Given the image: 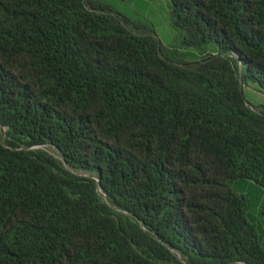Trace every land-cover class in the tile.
Segmentation results:
<instances>
[{
	"label": "trees",
	"instance_id": "trees-1",
	"mask_svg": "<svg viewBox=\"0 0 264 264\" xmlns=\"http://www.w3.org/2000/svg\"><path fill=\"white\" fill-rule=\"evenodd\" d=\"M169 1L0 0V264H264V0Z\"/></svg>",
	"mask_w": 264,
	"mask_h": 264
},
{
	"label": "rangeland",
	"instance_id": "rangeland-1",
	"mask_svg": "<svg viewBox=\"0 0 264 264\" xmlns=\"http://www.w3.org/2000/svg\"><path fill=\"white\" fill-rule=\"evenodd\" d=\"M100 1L130 17L135 22L143 23L149 28L154 29L164 46L182 51V48L179 47V40L176 38V31L172 23L171 4L169 0ZM253 92L257 94L259 101L264 102V93L262 91L255 90L253 87L246 88L247 97L250 100H253ZM254 185L257 184L252 180L249 182L234 183L236 190L242 191L250 197L252 217L256 218L258 224H261L260 219L262 216L259 215L258 211L262 206V200H264V189L261 187L259 188V186L256 188Z\"/></svg>",
	"mask_w": 264,
	"mask_h": 264
}]
</instances>
